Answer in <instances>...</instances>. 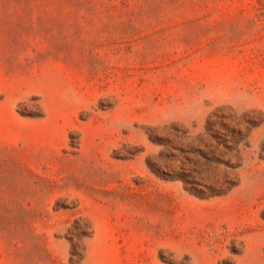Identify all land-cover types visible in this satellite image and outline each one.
Returning <instances> with one entry per match:
<instances>
[{
    "label": "rangeland",
    "instance_id": "374dc122",
    "mask_svg": "<svg viewBox=\"0 0 264 264\" xmlns=\"http://www.w3.org/2000/svg\"><path fill=\"white\" fill-rule=\"evenodd\" d=\"M0 264H264V0H0Z\"/></svg>",
    "mask_w": 264,
    "mask_h": 264
}]
</instances>
